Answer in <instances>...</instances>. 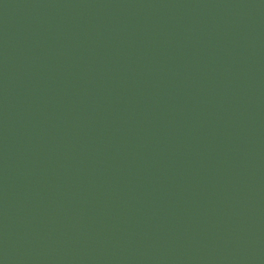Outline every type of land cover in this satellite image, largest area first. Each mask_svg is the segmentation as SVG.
Segmentation results:
<instances>
[{
  "label": "water",
  "instance_id": "obj_1",
  "mask_svg": "<svg viewBox=\"0 0 264 264\" xmlns=\"http://www.w3.org/2000/svg\"><path fill=\"white\" fill-rule=\"evenodd\" d=\"M0 264H264V0H0Z\"/></svg>",
  "mask_w": 264,
  "mask_h": 264
}]
</instances>
